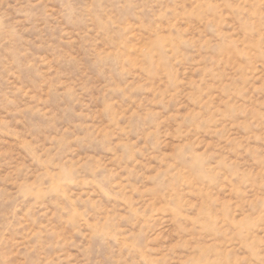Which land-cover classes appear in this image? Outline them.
<instances>
[{"label":"rangeland","instance_id":"rangeland-1","mask_svg":"<svg viewBox=\"0 0 264 264\" xmlns=\"http://www.w3.org/2000/svg\"><path fill=\"white\" fill-rule=\"evenodd\" d=\"M0 264H264V0H0Z\"/></svg>","mask_w":264,"mask_h":264}]
</instances>
